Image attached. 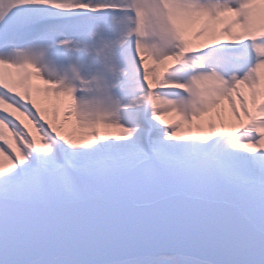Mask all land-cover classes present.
Listing matches in <instances>:
<instances>
[{"label": "snow or ice", "instance_id": "6c2138e0", "mask_svg": "<svg viewBox=\"0 0 264 264\" xmlns=\"http://www.w3.org/2000/svg\"><path fill=\"white\" fill-rule=\"evenodd\" d=\"M0 264H264V0H0Z\"/></svg>", "mask_w": 264, "mask_h": 264}]
</instances>
